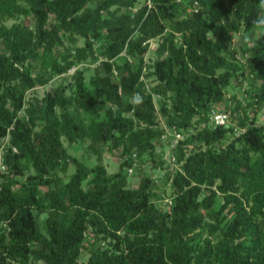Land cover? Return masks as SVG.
Segmentation results:
<instances>
[{
  "label": "trees",
  "instance_id": "obj_1",
  "mask_svg": "<svg viewBox=\"0 0 264 264\" xmlns=\"http://www.w3.org/2000/svg\"><path fill=\"white\" fill-rule=\"evenodd\" d=\"M257 2L0 0V264H80L86 247L84 264H264ZM213 111L228 124L211 123ZM171 129L184 135L173 148ZM63 140L88 141L96 162Z\"/></svg>",
  "mask_w": 264,
  "mask_h": 264
},
{
  "label": "rangeland",
  "instance_id": "obj_2",
  "mask_svg": "<svg viewBox=\"0 0 264 264\" xmlns=\"http://www.w3.org/2000/svg\"><path fill=\"white\" fill-rule=\"evenodd\" d=\"M10 24H11V22H7V25H10ZM157 42H158V40H153L149 43V48H148L147 54L145 55V60H144L146 65H150L154 59V51L157 47ZM89 69H91V67H89ZM72 72H73V69L70 70L69 74H72ZM69 81H70V78L67 76L65 78H62V77L55 78L45 87H37V88L33 89L32 91L28 92L26 99H28L29 101L30 100H41L44 97V95L46 94V92H48L52 88H55L56 86H58L61 83L69 84ZM233 83L236 84L235 81ZM242 88H243V86H242ZM242 88L241 87L240 88L239 87L238 88H231V89L229 88L228 89V96H227L224 104L218 108L219 111L226 110L224 108H226L227 106L229 107L230 110H232L233 104H234L232 100L234 98H237L238 100L241 99ZM257 119H258V122H257L258 126L264 125V106L261 108L260 112L258 113ZM234 121H235V119H234ZM63 145L70 155H72L73 157L79 158L81 160H85L88 165H93L96 162V160L93 156H90L88 153H86V146L88 145V141H85L84 143H81L79 145L70 146V145H68V143L65 140H63ZM157 152L162 153L163 154L162 157L167 158V155L169 153V148L166 147L165 144L164 145L161 144V147H159L157 149ZM102 157H103L102 161H103L104 165H106V170L109 174H113V173L118 171L119 164H118V159L116 157L107 153L105 150H103V152H102ZM148 163L149 162H147V163L145 162V164L141 163L142 168L144 170V174L145 175H152V177H158L160 175V173L153 171L150 168L151 163H149V164ZM72 172H73V167L69 166L67 173L64 176L67 178L68 175H70ZM61 176L64 177L63 174H61ZM138 179H139L138 176L134 177L133 175L131 176V178H129V182H130L132 187H135V185L138 183ZM167 194H168V191L166 190L164 196H166ZM88 257H89V250H88V247H86L81 251L79 263L84 264L87 261ZM38 264H42V263H38Z\"/></svg>",
  "mask_w": 264,
  "mask_h": 264
},
{
  "label": "built area",
  "instance_id": "obj_3",
  "mask_svg": "<svg viewBox=\"0 0 264 264\" xmlns=\"http://www.w3.org/2000/svg\"><path fill=\"white\" fill-rule=\"evenodd\" d=\"M210 122L213 123L214 125H218V126H222V125L228 124V122H229L228 115L226 113H220V112L213 111L211 113V120H210ZM160 124L163 126V128L166 127L163 122H160ZM171 130L172 131H171L170 135L172 136V138L169 139L168 141H165V142H169L170 143V147L173 148L177 144V142L179 140L184 139V135L180 131H177V130H174V129H171ZM244 131L243 130H240L239 132L236 131V134L243 133ZM165 138H166L165 135L162 136V139H165ZM7 142H8V136L3 140L2 146L0 148V155L2 153V150L1 149L4 148L3 146ZM171 163H174V159L173 158L171 159ZM134 166H132L131 168L128 169V172L129 173L132 172ZM3 170H4V168H3V165H1V160H0V172H2Z\"/></svg>",
  "mask_w": 264,
  "mask_h": 264
},
{
  "label": "clouds",
  "instance_id": "obj_4",
  "mask_svg": "<svg viewBox=\"0 0 264 264\" xmlns=\"http://www.w3.org/2000/svg\"><path fill=\"white\" fill-rule=\"evenodd\" d=\"M252 27L254 30L264 29V0H258L254 19H252ZM133 102L142 103V97L139 94H133Z\"/></svg>",
  "mask_w": 264,
  "mask_h": 264
}]
</instances>
